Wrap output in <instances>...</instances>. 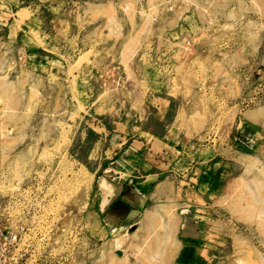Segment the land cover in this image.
<instances>
[{"label":"rangeland","instance_id":"rangeland-1","mask_svg":"<svg viewBox=\"0 0 264 264\" xmlns=\"http://www.w3.org/2000/svg\"><path fill=\"white\" fill-rule=\"evenodd\" d=\"M10 264H264V0H0Z\"/></svg>","mask_w":264,"mask_h":264},{"label":"built area","instance_id":"built-area-1","mask_svg":"<svg viewBox=\"0 0 264 264\" xmlns=\"http://www.w3.org/2000/svg\"><path fill=\"white\" fill-rule=\"evenodd\" d=\"M21 241V232L14 231L6 224H0V264L15 263L19 260L18 248Z\"/></svg>","mask_w":264,"mask_h":264}]
</instances>
